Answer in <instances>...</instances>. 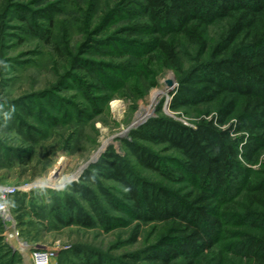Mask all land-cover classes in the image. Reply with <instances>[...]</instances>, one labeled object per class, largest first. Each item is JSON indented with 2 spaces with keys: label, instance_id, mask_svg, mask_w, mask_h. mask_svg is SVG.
I'll list each match as a JSON object with an SVG mask.
<instances>
[{
  "label": "trees",
  "instance_id": "trees-1",
  "mask_svg": "<svg viewBox=\"0 0 264 264\" xmlns=\"http://www.w3.org/2000/svg\"><path fill=\"white\" fill-rule=\"evenodd\" d=\"M119 19L129 22L116 42L122 48L114 46L123 59L79 65L92 80L79 79V90L92 108L109 99L94 94L118 88L132 73L151 75L153 63L159 61L177 72L169 109L207 118L195 127L163 116L150 118L130 132V140L122 141L125 157L110 146L77 182L67 186L68 191H49L48 199V191H36L30 201L17 191L12 211L19 218L27 212L45 219L51 227L109 232L122 223L110 207L140 224L166 226L154 244L126 255V261L76 249L71 254L77 264H183L182 260L197 264V257L204 264H218L212 263L214 257L205 256L217 250L223 235L230 236L225 226L233 222L246 228L231 235L237 236L238 252L254 264H264V163L253 169L264 154V0H126L111 7L101 23ZM217 26L221 30L212 36L210 30ZM184 56L188 66L183 65ZM24 100L17 102L18 107L33 121L11 115L0 122V131L17 129L30 144L72 121L73 114L81 115L73 109L68 114L59 99L47 94L40 101L34 95ZM149 146L162 147L177 158L165 165L166 159ZM27 148L0 142V168L25 165L31 153V146ZM133 165L183 186L146 180ZM101 180L120 185L119 197ZM61 264H69L66 256Z\"/></svg>",
  "mask_w": 264,
  "mask_h": 264
},
{
  "label": "rangeland",
  "instance_id": "rangeland-1",
  "mask_svg": "<svg viewBox=\"0 0 264 264\" xmlns=\"http://www.w3.org/2000/svg\"><path fill=\"white\" fill-rule=\"evenodd\" d=\"M124 1L0 0V122L5 123V119L11 115L23 118L26 122L33 121V118L26 117L20 111L17 104L32 95L37 101H40L42 94L59 99L70 115L72 109L81 112L80 117L79 114H73L75 117L72 121L51 130L45 138H36L38 143L35 145L25 141L26 136L18 134L17 129L0 131V142L6 147L25 149L31 146L25 165L15 163L10 168H0V184L19 188L18 192L27 195L26 201L32 200V194L36 191H48L46 194L40 192L45 194L46 199L49 191H68L67 186L77 182L83 172L95 164L110 146L118 155L125 157L122 141L130 140V132L150 118L163 116L189 127H195L201 119L207 118L195 114L186 116L169 109L177 87V72L162 67L159 61L153 63L151 75L147 72L132 73L118 88L94 94L109 96L103 105L95 109L79 90V79L84 83L92 82L81 72L79 65L88 61L110 64L123 59L115 53L114 48H122L116 42L123 38L119 32L129 22L123 19L107 25L101 22L111 7L121 5ZM220 30V26H217L210 33L215 36ZM125 57L132 59L130 56ZM188 60V57H183L184 66L189 65ZM170 76L172 80L168 93L150 102L152 93L163 88ZM144 108L150 109L151 114L135 128L133 123L136 116ZM46 111L50 115L54 113L50 109ZM104 143L106 145L100 157L88 163L81 174L74 178L79 167L89 162ZM149 149L164 157L165 165L172 158H177L176 154L162 147L149 146ZM128 159L132 161V158ZM259 162L253 169H258L264 163V154ZM133 167L146 180L172 188L183 186L167 182L160 175L135 165ZM101 183L114 196L119 197V190L122 189L120 185L108 180H101ZM109 210L122 221L119 227L109 232L101 228L84 229L78 226L51 227L47 220L33 218L27 212H21L22 218L14 211L12 213L20 227L23 241L29 248H45L55 253L51 264H61L65 256L69 264H77L78 259L71 254L76 249L99 251L114 261H126V255L142 251L165 233L164 223L140 224L131 220L127 214L116 212L110 207ZM27 222H31V225L25 224ZM237 223L225 226L230 230V236L223 235L217 250L205 256V259L212 256V263L254 264L238 252L237 236H231L246 229ZM5 232L0 222V264H26L23 260L26 257L10 247ZM195 261L201 264L203 260L197 257ZM184 262L182 260L181 263Z\"/></svg>",
  "mask_w": 264,
  "mask_h": 264
},
{
  "label": "built area",
  "instance_id": "built-area-1",
  "mask_svg": "<svg viewBox=\"0 0 264 264\" xmlns=\"http://www.w3.org/2000/svg\"><path fill=\"white\" fill-rule=\"evenodd\" d=\"M144 121L145 119L134 127L136 128ZM18 190L19 188L0 184V222L6 229L5 238L13 251L23 255L24 258L26 257L23 259L26 264H51L55 255L53 251L37 247L31 249L23 241L11 209L12 197Z\"/></svg>",
  "mask_w": 264,
  "mask_h": 264
},
{
  "label": "bare ground",
  "instance_id": "bare-ground-1",
  "mask_svg": "<svg viewBox=\"0 0 264 264\" xmlns=\"http://www.w3.org/2000/svg\"><path fill=\"white\" fill-rule=\"evenodd\" d=\"M169 80H172V77H169ZM168 89H170V86L165 85L163 88L161 89H157L155 90L152 95H151V101L150 102H155L158 97L165 95L166 93H168ZM153 105V104H152ZM151 114V110L150 109H141L135 119V122L133 123V126H135L137 123H139L140 121H143L144 119H146L149 115ZM129 130V129H128ZM127 130V131H128ZM106 143H104L101 148L95 153L93 154V156L90 158V161L87 162L86 164H83L79 167V169L77 170V172L73 175V177H77L78 175L81 174V172L85 169V167L88 165V163L91 164V162L93 163L97 157L101 154V152L103 151L104 147H105ZM100 157V156H99ZM62 159V158H61ZM60 161H58L59 163ZM56 168V167H55ZM61 181V180H60Z\"/></svg>",
  "mask_w": 264,
  "mask_h": 264
},
{
  "label": "water",
  "instance_id": "water-1",
  "mask_svg": "<svg viewBox=\"0 0 264 264\" xmlns=\"http://www.w3.org/2000/svg\"><path fill=\"white\" fill-rule=\"evenodd\" d=\"M165 84H166L167 86H171V81H170V80H166V81H165Z\"/></svg>",
  "mask_w": 264,
  "mask_h": 264
}]
</instances>
